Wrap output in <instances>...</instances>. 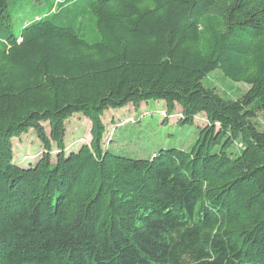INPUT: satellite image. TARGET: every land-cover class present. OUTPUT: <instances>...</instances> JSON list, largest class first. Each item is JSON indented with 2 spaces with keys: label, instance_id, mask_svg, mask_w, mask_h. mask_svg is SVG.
Listing matches in <instances>:
<instances>
[{
  "label": "trees",
  "instance_id": "16d2710c",
  "mask_svg": "<svg viewBox=\"0 0 264 264\" xmlns=\"http://www.w3.org/2000/svg\"><path fill=\"white\" fill-rule=\"evenodd\" d=\"M10 1L0 264H264V0H48L18 34ZM218 69L250 88L221 96L203 83ZM150 99L179 106L180 123L206 116L194 147L149 160L105 149V112ZM77 113L92 140L67 149ZM31 130L43 153L22 167L13 140Z\"/></svg>",
  "mask_w": 264,
  "mask_h": 264
},
{
  "label": "rangeland",
  "instance_id": "374dc122",
  "mask_svg": "<svg viewBox=\"0 0 264 264\" xmlns=\"http://www.w3.org/2000/svg\"><path fill=\"white\" fill-rule=\"evenodd\" d=\"M48 4V0H11V30L18 34L25 25L43 17ZM203 83L228 99H239L250 88L247 83L227 78L219 69L210 73ZM180 112L178 106L171 114L165 101L155 99L142 103L139 108L129 104L119 109H108L103 116L106 125L105 149L116 155L145 160L152 159L163 149L189 151L200 137V128L208 120L202 114L196 117L194 124L180 123ZM256 122L264 129V112L258 113ZM91 127V120L83 113H77L67 120V149L90 144ZM13 143L14 162L22 167L35 163L43 153V145L34 130L23 134L21 138H14ZM234 150L237 151V148Z\"/></svg>",
  "mask_w": 264,
  "mask_h": 264
},
{
  "label": "crops",
  "instance_id": "0c3cea01",
  "mask_svg": "<svg viewBox=\"0 0 264 264\" xmlns=\"http://www.w3.org/2000/svg\"><path fill=\"white\" fill-rule=\"evenodd\" d=\"M66 144H67V143H66ZM80 146H81V145H80ZM80 146H79L78 148H74V147H73V148H71V149H72V150H73V149H74V150H77V149H79V148H80Z\"/></svg>",
  "mask_w": 264,
  "mask_h": 264
}]
</instances>
